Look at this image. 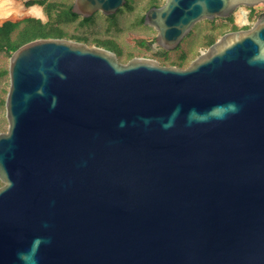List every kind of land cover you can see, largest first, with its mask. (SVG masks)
<instances>
[{
	"label": "water",
	"instance_id": "water-1",
	"mask_svg": "<svg viewBox=\"0 0 264 264\" xmlns=\"http://www.w3.org/2000/svg\"><path fill=\"white\" fill-rule=\"evenodd\" d=\"M259 4L165 0L142 24L172 51L197 22ZM7 74L0 264H264V14L186 68L38 38Z\"/></svg>",
	"mask_w": 264,
	"mask_h": 264
},
{
	"label": "rangeland",
	"instance_id": "rangeland-1",
	"mask_svg": "<svg viewBox=\"0 0 264 264\" xmlns=\"http://www.w3.org/2000/svg\"><path fill=\"white\" fill-rule=\"evenodd\" d=\"M15 3L29 8L31 6H39L37 4L26 6V3L30 0H13ZM50 2H62L71 4L73 0H48ZM134 4V10L132 12L122 11L116 18L117 25L113 28H108L107 19L101 14L97 13L94 16V22L90 25L80 26L78 19L73 23H67L62 25L65 32L64 39L80 42L76 40V37L86 38V41H81L88 47H101L108 50H113L108 46V42H113L109 45L118 46L122 54L118 56L119 62L125 64L128 60L134 57L152 59L162 66H177L179 58L182 54H185V60L182 63V67L186 68L191 61H193L199 55L205 53L208 49L206 45L207 37H213L214 40L220 39L224 34L232 32V26H236L238 29H247L251 27L255 21L259 18L260 14H264V5L259 4L254 7H238L233 15L232 20L227 21L223 18H215L214 20H201L197 22L189 35H187L180 43L178 49L167 51L166 57L160 55V49L155 43L156 31L146 25H139L137 21L141 18L144 12L148 8L150 0H130ZM165 0H157L159 5H162ZM42 14L44 15V21L47 19L43 12V8L39 6ZM242 9L245 11V22L238 21L236 13ZM23 18H35L34 16L19 17L14 21L21 20ZM13 21V20H6ZM5 22V21H3ZM2 22V23H3ZM1 23V24H2ZM236 31V30H235ZM139 40L145 41L146 45H140ZM214 41V42H215ZM105 42V44H101ZM107 42V43H106ZM114 44V45H113ZM9 57L0 55V71L7 70ZM9 87L8 74L0 77V100L5 99L7 90ZM7 130V121L5 118L4 104H0V133Z\"/></svg>",
	"mask_w": 264,
	"mask_h": 264
},
{
	"label": "trees",
	"instance_id": "trees-1",
	"mask_svg": "<svg viewBox=\"0 0 264 264\" xmlns=\"http://www.w3.org/2000/svg\"><path fill=\"white\" fill-rule=\"evenodd\" d=\"M131 1L129 0V5H127V10L132 9ZM37 4L43 8V12L47 17L46 22H42L40 19L35 18H23L18 21H5L0 24V55H5L9 57L17 48L25 43L33 41L38 38H63L65 32L62 25L67 23H73L80 20V26L90 25L94 22V16L90 18L83 19L76 14L71 12V4H66L62 2H50L48 0H30L26 3V6ZM159 5L157 0H151L148 3V7ZM263 14V13H262ZM260 14L259 16H261ZM227 21H231V16L226 18ZM139 25L142 24V17L137 21ZM117 25L116 18H112L110 21V27H115ZM236 26H232V31L237 30ZM77 41H86V38L76 37ZM213 37H207L206 45L209 47L214 43ZM107 43V42H106ZM113 42H108L111 44ZM140 45H146L145 41L139 40ZM105 44V42H101ZM114 45V44H113ZM179 47V46H178ZM178 47L176 49H178ZM116 48V49H114ZM117 56L122 54L118 46L112 48ZM160 55L166 57L167 51L160 49ZM185 54H182L179 58L177 66L182 67V63L185 60ZM7 74V70L0 71V77ZM0 104H4V99L0 100Z\"/></svg>",
	"mask_w": 264,
	"mask_h": 264
},
{
	"label": "bare ground",
	"instance_id": "bare-ground-1",
	"mask_svg": "<svg viewBox=\"0 0 264 264\" xmlns=\"http://www.w3.org/2000/svg\"><path fill=\"white\" fill-rule=\"evenodd\" d=\"M238 21L245 22V11L239 9L236 13ZM23 16H34L39 18H44L42 11L39 6H31L25 8L13 0H0V24L6 20H16Z\"/></svg>",
	"mask_w": 264,
	"mask_h": 264
},
{
	"label": "flooded vegetation",
	"instance_id": "flooded-vegetation-1",
	"mask_svg": "<svg viewBox=\"0 0 264 264\" xmlns=\"http://www.w3.org/2000/svg\"><path fill=\"white\" fill-rule=\"evenodd\" d=\"M151 1V0H150ZM149 1V2H150ZM127 5H129V0H126V2H125V5L123 6V7H121L118 11H117V13H115L114 15H112V16H104L106 19H107V21H108V24H107V27L109 28L110 27V21L112 20V18H117L118 17V15H120L121 14V12L122 11H127V12H132L133 10H134V4L133 3H131V5H132V9L130 10V11H128L126 8H127ZM158 6H160V5H154V6H150V7H148L147 8V10L149 9V8H151V7H158ZM99 13V12H98ZM145 13V12H144ZM95 14H97V13H95ZM95 14L93 15V16H95ZM144 15V14H143ZM142 18H143V16H142ZM111 28H113V27H111ZM108 46L109 47H111V48H113L114 46H111V45H109L108 44ZM114 49H116V48H114Z\"/></svg>",
	"mask_w": 264,
	"mask_h": 264
},
{
	"label": "built area",
	"instance_id": "built-area-1",
	"mask_svg": "<svg viewBox=\"0 0 264 264\" xmlns=\"http://www.w3.org/2000/svg\"><path fill=\"white\" fill-rule=\"evenodd\" d=\"M245 19H247V17H245Z\"/></svg>",
	"mask_w": 264,
	"mask_h": 264
}]
</instances>
